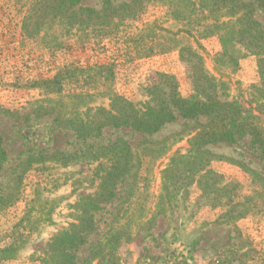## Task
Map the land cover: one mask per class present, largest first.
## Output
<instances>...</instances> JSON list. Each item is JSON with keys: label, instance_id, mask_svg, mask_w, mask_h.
<instances>
[{"label": "rangeland", "instance_id": "1", "mask_svg": "<svg viewBox=\"0 0 264 264\" xmlns=\"http://www.w3.org/2000/svg\"><path fill=\"white\" fill-rule=\"evenodd\" d=\"M105 1L81 0V6L99 11ZM110 1L115 5L130 3L132 8L136 5L142 9L125 12L123 19L113 16L112 34L104 36L86 25L70 29L61 18L53 19L51 13L40 17L39 22L35 16L27 19L35 0H0V134L6 150L0 188L6 192L16 187L17 192L14 202L0 210V249L15 240L19 244L12 257L5 260L0 257V264H38L36 258L51 234L71 222L77 194L92 191L98 180L93 171L98 162L64 156L85 148V142L70 130L52 123L51 116L25 119V110L43 98V91L35 84L52 78L64 64L87 68L109 63L115 72L110 87L132 101L144 100V81L153 71L175 75L179 92L184 96L190 92L178 51L159 52L158 44L165 41L160 28L173 32L185 27L184 22L168 14L164 3L169 0ZM240 1L256 4L255 0ZM254 17L264 28V10L256 9ZM35 23L39 27H34ZM154 33L157 36L153 40L150 35ZM194 40L184 36L176 42L194 45ZM197 42L205 66L219 76L212 61L220 49L217 38L209 36ZM166 44L174 45V42ZM149 47L153 53L146 56ZM223 77L229 81L230 95L245 99L248 88L258 80L255 56L243 57L238 69L224 71ZM83 82L81 79L77 85H67L65 90ZM87 82L84 90L91 92L92 103L105 105L104 91L108 84L103 85L93 77ZM6 111L17 114L9 115ZM262 118L264 121V115ZM184 126L183 120H178L145 138L175 139ZM118 137L126 139L140 159L134 175L136 185L131 188L132 179L127 178L116 197L97 212V235L91 238L100 237L109 227L129 230L128 239H121L115 249L118 264H264V162L249 139L209 146L216 156L209 167L223 174L225 180L237 182L235 201L250 208L246 216L230 220L221 216L225 209L210 206L195 185L184 193L175 191L170 199L165 197L160 171L173 152L185 151L186 138L173 144L164 157L155 161L150 151L140 148L144 137L128 129L107 128L94 143L106 144ZM55 151L63 155L36 160L39 154ZM30 159L34 162L27 167ZM37 191L40 198L35 200ZM245 197L251 199L245 202ZM27 210L32 217L30 227L25 220L20 223ZM25 226L34 231L26 233L20 243V228Z\"/></svg>", "mask_w": 264, "mask_h": 264}, {"label": "trees", "instance_id": "2", "mask_svg": "<svg viewBox=\"0 0 264 264\" xmlns=\"http://www.w3.org/2000/svg\"><path fill=\"white\" fill-rule=\"evenodd\" d=\"M255 1L256 4L240 0H169L164 3L170 17L184 22L185 27L173 32L160 28L165 41L158 44L159 52L178 51L190 83V92L186 96L179 92L175 75L153 71L144 81V100L132 101L110 87L115 72L113 64L109 63H98L87 68L64 64L58 67L52 78L35 84L43 91V98L25 110V119L51 116L52 123L70 130L76 138L85 142V148L65 154L66 158L98 162L93 170L98 179L95 188L77 194L71 222L51 234L41 255L36 258L38 264H118L115 249L121 239H128L129 230H113L109 227L103 235L91 240L98 230L96 214L103 205L116 197L127 178L132 179L131 188L136 185L134 175L140 159L133 154L124 138L95 144L94 141L100 139L107 128L128 129L141 134L144 140L140 142V148L150 151L154 161L164 157L173 144L186 138L185 151L173 152L160 171L161 189L165 197L170 199L175 191L184 193L189 186L195 185L202 196L208 199L210 206L225 209L221 216L236 220L250 213L248 206L235 201L238 183L225 180L223 174L209 167L210 162L216 159L209 146L234 144L247 138L264 162V28L254 17L256 9L264 10V0ZM134 8L142 9L136 5L132 8L126 2L115 5L110 0H106L105 6L99 11L81 6V0H35L27 19L35 16L39 22L40 17L51 13L53 19L61 18L70 29L76 25L83 28L86 25L109 36L114 29L112 17L123 19L124 13ZM36 26L39 27L35 23ZM150 36L154 40L157 34ZM184 36L195 39L194 45L189 42L178 45L176 41ZM209 36H215L220 45L219 51L212 57L214 70L219 72V76L207 69L199 51L197 40ZM167 41L174 42V45L169 46ZM152 53L153 48L149 47L145 55ZM247 55L256 58L258 80L248 88L246 98L239 99L230 95L229 81L223 74L226 70L235 72L239 61ZM92 77L103 85L108 84L104 91L107 100L105 105L93 104L91 92L84 90L88 79ZM81 79L83 85L65 90L67 85H77ZM5 113L17 114L9 111ZM178 120H183L185 126L175 139L165 137L152 141L145 138ZM56 154L63 155L55 151L39 154L36 160ZM31 161L27 167L34 162ZM5 162L6 150L0 134L1 176ZM15 188L6 192L0 188V210L14 202L17 196ZM39 198L40 192L37 191L34 199ZM250 199L245 197V202ZM46 217L50 219L51 215L46 214ZM23 220L30 227L32 217L28 210L21 224ZM27 226L20 228V243L26 238V233L34 231ZM18 247L15 240L0 249L1 259L12 257Z\"/></svg>", "mask_w": 264, "mask_h": 264}]
</instances>
